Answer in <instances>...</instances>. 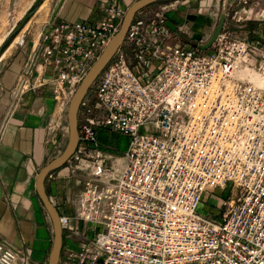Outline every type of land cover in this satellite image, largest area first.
Wrapping results in <instances>:
<instances>
[{
  "label": "built area",
  "instance_id": "obj_1",
  "mask_svg": "<svg viewBox=\"0 0 264 264\" xmlns=\"http://www.w3.org/2000/svg\"><path fill=\"white\" fill-rule=\"evenodd\" d=\"M163 2L136 13L80 102L65 169L85 183L73 214L59 215L62 243L73 245L58 264H264V47L224 27L206 51L197 46L208 40L182 44L165 25L178 1ZM103 13L41 35L61 112L126 10L111 4ZM102 131L128 139L119 157L100 142ZM212 189H229L219 219L198 212ZM17 259L0 241V264Z\"/></svg>",
  "mask_w": 264,
  "mask_h": 264
},
{
  "label": "crops",
  "instance_id": "obj_2",
  "mask_svg": "<svg viewBox=\"0 0 264 264\" xmlns=\"http://www.w3.org/2000/svg\"><path fill=\"white\" fill-rule=\"evenodd\" d=\"M136 1L63 0L58 9L59 0L47 21L41 23L35 33H5L7 36L1 37L0 241L18 253L13 264H45L48 257L49 217L36 194L35 177L52 161L54 144L49 126L61 111L53 102L50 87L46 84L53 72L41 65V35L49 31L52 23L97 22L104 18L105 6L118 5L127 10ZM260 1L263 2L258 0L257 6ZM175 14L176 17L168 15L167 21L177 27L178 33L180 25L176 18L180 15ZM262 14L253 19L237 20L233 27L242 29V33H264ZM224 29L229 30L228 19ZM8 56L12 57L6 62ZM55 171L46 176L45 190L56 208L54 191L51 188L49 192L48 180Z\"/></svg>",
  "mask_w": 264,
  "mask_h": 264
},
{
  "label": "rangeland",
  "instance_id": "obj_3",
  "mask_svg": "<svg viewBox=\"0 0 264 264\" xmlns=\"http://www.w3.org/2000/svg\"><path fill=\"white\" fill-rule=\"evenodd\" d=\"M59 0H0V38L7 36L5 33H35L37 27L41 23L47 21L50 13L55 9ZM178 1L173 5V10L168 12L166 16L171 15L176 17L175 13H179L176 19L180 25V30L176 33V37L182 44L194 45L199 41H207L214 28L216 27L223 5L226 0H165L163 3ZM258 0H228L227 2V17L229 21V32L233 37L247 41L258 40L264 47V33H242V29L233 27L240 19H253L257 15H264V0L260 1V6L256 5ZM161 2H155L148 7H154ZM259 10V11H258ZM2 38L0 39V42ZM12 56H8V60ZM160 68V64H154L149 69V73L155 72ZM67 109H63L59 116L55 117L54 121L50 123L49 127H54V136L56 137V146L51 159L58 157L64 150L68 134L63 132V127L67 126ZM52 138V137H51ZM100 142L103 143L107 149L113 152L114 156L119 157L120 152L123 151L127 144L126 137L118 134L108 133L106 131L100 132ZM108 146V147H107ZM57 151H60L59 153ZM60 176L58 172L61 171ZM49 192L53 188V201L59 215H72L74 209V202L78 195L84 190L85 176L82 172H74L66 170L65 165L56 170L54 174L48 177ZM229 189L222 191L220 189L208 190L204 193V202L199 207L200 214L209 215L214 219L220 218V206L222 200L227 198ZM84 227V225H80ZM48 230V249L50 251L52 243V227L50 219L47 218ZM99 230V228H98ZM87 236L91 238L92 234ZM72 247V243L64 241L63 246ZM61 247V250H62ZM61 253V251H60ZM46 264V263H45Z\"/></svg>",
  "mask_w": 264,
  "mask_h": 264
},
{
  "label": "water",
  "instance_id": "obj_4",
  "mask_svg": "<svg viewBox=\"0 0 264 264\" xmlns=\"http://www.w3.org/2000/svg\"><path fill=\"white\" fill-rule=\"evenodd\" d=\"M158 1L161 0H138L134 2L126 10L119 31L112 37V39L109 41L107 46L104 48V50L95 60V62L91 65L87 74L85 75V77L79 84L78 88L76 89V92L73 94L72 98L70 99L66 112L67 126H68V140L63 152L58 157L54 158L52 161H50L48 164L42 167L38 171L35 177L36 194L50 219L51 227H52V243H51L50 251L48 253L46 264H58L63 239H62V229L59 222V213L51 203L49 197L47 196L45 190V178L50 172L63 167L65 163L70 159L73 152L75 151L78 143L77 114H78V108L80 102L86 95L87 91L89 90L90 86L93 84L95 79L109 63L114 52L123 43L127 29L131 24L132 20L134 19V16L141 9ZM62 2L63 0H60L59 5L57 7L58 9L61 6ZM227 2L228 0H226L225 4L223 5V9L220 14L218 23L214 28L212 35L210 36L208 41L204 45L197 46V48L200 51L208 50L214 43L216 37L222 32L227 17ZM165 25L172 32L176 33L177 27L171 21H167Z\"/></svg>",
  "mask_w": 264,
  "mask_h": 264
},
{
  "label": "bare ground",
  "instance_id": "obj_5",
  "mask_svg": "<svg viewBox=\"0 0 264 264\" xmlns=\"http://www.w3.org/2000/svg\"><path fill=\"white\" fill-rule=\"evenodd\" d=\"M241 77L244 78V79H247L251 82H254V83H260V79L257 75L251 73V72H248V71H245L241 74Z\"/></svg>",
  "mask_w": 264,
  "mask_h": 264
},
{
  "label": "trees",
  "instance_id": "obj_6",
  "mask_svg": "<svg viewBox=\"0 0 264 264\" xmlns=\"http://www.w3.org/2000/svg\"><path fill=\"white\" fill-rule=\"evenodd\" d=\"M161 1H164V0H161ZM161 1H158V2H161Z\"/></svg>",
  "mask_w": 264,
  "mask_h": 264
}]
</instances>
